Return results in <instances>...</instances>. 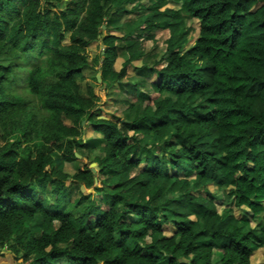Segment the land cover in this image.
I'll list each match as a JSON object with an SVG mask.
<instances>
[{
	"label": "clouds",
	"instance_id": "obj_1",
	"mask_svg": "<svg viewBox=\"0 0 264 264\" xmlns=\"http://www.w3.org/2000/svg\"><path fill=\"white\" fill-rule=\"evenodd\" d=\"M139 253L264 264V0H0V264Z\"/></svg>",
	"mask_w": 264,
	"mask_h": 264
},
{
	"label": "trees",
	"instance_id": "obj_2",
	"mask_svg": "<svg viewBox=\"0 0 264 264\" xmlns=\"http://www.w3.org/2000/svg\"><path fill=\"white\" fill-rule=\"evenodd\" d=\"M213 7H214V4H212V3H209V4H208V10H205V9L202 8V7H197L196 10H195V12L193 13V15H195L196 13L203 12L205 16H210V15H212V13H211V9H212ZM219 15H220V10H217V16H219ZM220 22L222 23L223 21L221 20ZM212 27H215V25H212ZM179 35L182 37V39H181V43H183V42H184V41H183V37H184L186 34L183 33L182 31H180V32H179ZM190 51H192V49H190ZM204 99L211 101L213 98H212V97H207V96H206ZM258 107H259L258 105L254 104V105H253V110H254V111L257 110ZM207 111H208V109H205L203 114L206 115V114H207ZM149 139H151V138L149 137ZM119 183H120V181H119V177H115V178H114V181H113L114 192H119V191H121V189H120V187H119ZM135 227H137V226H136V225H133V228H135ZM130 230H131V229H130ZM50 232H51V226H49V228L47 229V233H50ZM145 238L147 239L148 237H145ZM203 242H204V241L201 240V243H203ZM151 255H152L151 253H149V254H147V255H144L143 253L135 254V255L132 256V258H131V260H130V264H142V261L150 259V258H151ZM221 258H223V257H222V254H221ZM106 264H112L111 260L106 261ZM209 264H211V258H210V260H209ZM225 264H227V261H225Z\"/></svg>",
	"mask_w": 264,
	"mask_h": 264
}]
</instances>
